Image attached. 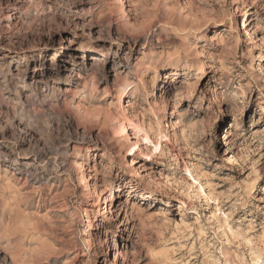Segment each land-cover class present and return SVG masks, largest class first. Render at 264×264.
Here are the masks:
<instances>
[{"label":"clouds","instance_id":"1","mask_svg":"<svg viewBox=\"0 0 264 264\" xmlns=\"http://www.w3.org/2000/svg\"><path fill=\"white\" fill-rule=\"evenodd\" d=\"M0 264H264V0H0Z\"/></svg>","mask_w":264,"mask_h":264}]
</instances>
